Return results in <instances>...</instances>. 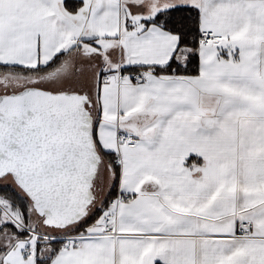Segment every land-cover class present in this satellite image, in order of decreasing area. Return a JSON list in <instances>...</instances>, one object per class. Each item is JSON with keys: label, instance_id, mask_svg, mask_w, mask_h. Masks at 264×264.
I'll return each mask as SVG.
<instances>
[{"label": "snow or ice", "instance_id": "6c2138e0", "mask_svg": "<svg viewBox=\"0 0 264 264\" xmlns=\"http://www.w3.org/2000/svg\"><path fill=\"white\" fill-rule=\"evenodd\" d=\"M0 264H264V0H0Z\"/></svg>", "mask_w": 264, "mask_h": 264}]
</instances>
